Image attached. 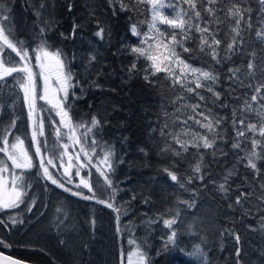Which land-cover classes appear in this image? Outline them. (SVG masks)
Instances as JSON below:
<instances>
[{
  "label": "snow or ice",
  "instance_id": "1",
  "mask_svg": "<svg viewBox=\"0 0 264 264\" xmlns=\"http://www.w3.org/2000/svg\"><path fill=\"white\" fill-rule=\"evenodd\" d=\"M21 7L30 23L18 22L14 0H0V213H6L0 229L11 233L24 225V214L33 213L43 199L35 192V179L42 193L54 187L88 202L83 235L62 205L50 225L60 245L75 249L78 242L81 254L91 250L97 213L108 210L117 240L127 236L129 250L121 244L119 264H153L149 238L157 229L162 234L156 255L186 251L188 235L197 242L187 250L192 258L187 264H213L214 248L228 253L221 256L225 264H264V0H104L86 4L85 17L73 19L68 31L59 30L55 0H23ZM65 7L72 13L73 0ZM105 8L114 18L129 13L127 31L138 38L112 53L133 57L123 69L127 78L140 75L164 91L156 121L147 124L148 140L137 147L145 158L154 151L167 161L162 176L145 182L177 190L163 211H152L154 202L143 188L122 198L126 189L117 173L127 161L116 144L103 139L108 119L84 118L77 110L88 91L104 87L101 48L113 40L112 27L98 18ZM90 25L94 31L85 41ZM77 40L87 48L58 46ZM20 107L26 110L23 134ZM118 143L123 149L129 138L122 135ZM209 196L219 208L212 228L205 230L190 210ZM133 202L149 206L140 218L143 238L130 227L133 220L123 219L135 215ZM189 215L194 218L188 220ZM256 238L261 243H252ZM12 247L0 236V249ZM34 251L46 254L43 248ZM0 264L30 262L0 250Z\"/></svg>",
  "mask_w": 264,
  "mask_h": 264
},
{
  "label": "trees",
  "instance_id": "2",
  "mask_svg": "<svg viewBox=\"0 0 264 264\" xmlns=\"http://www.w3.org/2000/svg\"><path fill=\"white\" fill-rule=\"evenodd\" d=\"M56 15L60 22L59 30L68 31L73 19L81 20L85 17L87 11L86 4L102 5L104 0H73L74 10L68 13L65 7L66 0H55ZM15 14L18 22H29L32 17L25 15L21 5L23 0H14ZM103 15L98 18L101 21H106L107 26L112 27L113 40L111 46L101 48V52L105 57L104 72L99 78L103 84L102 90L92 89L88 91L86 97L80 100L77 104V110L80 116L87 118L93 114H99L101 117L108 119L109 123L104 129L103 139L108 140L117 145V151L127 161L118 169V178L124 183L121 187L126 189L121 193L123 199L127 200L129 192L132 189L140 190L141 188L147 194H150L153 200L151 209L155 211H163V209L172 201V197L177 190L173 189L166 183L160 185H146L152 177L162 176L160 169L167 165V161L158 157L154 151H150L149 157H143L138 151V146H143L147 142V124L150 121H156V114L160 111L159 101L164 95V91L160 88L153 87L145 83L140 75L132 79L127 78V74L123 71L133 60L131 55H112L122 43L125 46L135 45L138 43V38L131 36L127 29L129 25V13H120L114 18L110 12L101 9ZM136 22L140 23L142 30H146V25H143L140 17H135ZM94 31V26L90 25L84 34V40L91 38V33ZM58 33L52 35V40L56 41ZM66 51H76L78 47L87 48V44H83L81 40H77L75 44L66 42L63 45ZM81 55L83 53H80ZM143 65L141 59L138 62ZM83 72V69H79ZM91 105V107H89ZM162 115V113H161ZM24 124L21 117L20 127ZM127 136L129 143L121 149L118 143L120 136ZM127 153V155H125ZM35 191L39 195H43L42 200H38V205L33 209V213H25L24 218L26 223L19 225L13 229L11 233H7L0 229V236H5L12 243L11 249H0L6 254L15 258H20L29 261L33 264H119V250L121 244L125 252L129 249L127 244V236L118 241L115 236V225L112 216L108 210L98 212V223L95 239L91 243V250L87 254H81L80 245L77 242L75 249L65 247L58 243L59 236L54 230L50 229V225L57 215L56 208L64 206L71 215L79 222L81 226V234H84L86 226L83 224L89 212L88 202L80 201L76 197L70 196L59 189L52 187L51 192L42 193L40 186L36 185V180L33 179ZM194 187L196 185H193ZM185 198H187L186 194ZM134 203L131 213L124 217L125 221L133 220L130 225L135 231L137 238L144 237V229L140 225V218L145 211H148L149 206ZM47 205L46 207L44 205ZM99 208L100 206H96ZM219 208L218 202L214 201L210 196L205 200L201 198L198 201L197 208L190 210L195 214V218H199L203 223L205 230L212 228V221ZM222 211V209H221ZM43 213V215H40ZM6 213H0L4 216ZM192 215L187 217L188 220L193 219ZM162 233L160 229L152 233L149 238V251L153 264H187L192 259L187 255V250L190 246L197 242L195 236L185 235L183 237L184 252L173 249L163 255H156V249L160 247L159 236ZM209 237L212 233L209 231ZM254 234H249L252 237ZM72 239V237H69ZM252 243H261L259 238L253 239ZM43 248L46 254L34 249ZM230 251V249H229ZM250 255L255 260V254L251 247H248ZM228 253L221 254L215 248L210 252L213 264H225L221 256H227ZM54 258V261H53ZM259 264V261H256Z\"/></svg>",
  "mask_w": 264,
  "mask_h": 264
},
{
  "label": "rangeland",
  "instance_id": "3",
  "mask_svg": "<svg viewBox=\"0 0 264 264\" xmlns=\"http://www.w3.org/2000/svg\"><path fill=\"white\" fill-rule=\"evenodd\" d=\"M39 104H40V105H43V101H40ZM44 107L47 108L48 106H47V105H44ZM18 111H19L21 117H22L23 120H24V124H23L22 127H21V133L23 134V132H24V130H25V128H26V124H27V121H26V110L23 109V107H20V108L18 109ZM43 115H44V116H54V113L45 112V113H43ZM47 131H48V132H51V129H48ZM51 139H52V137H49V142H50V143H51ZM27 145H28V141L26 140V146H27ZM32 182H33V181H32ZM35 192H36L37 196H40V195L38 194L39 192H37V191H35ZM186 196H187V194H186ZM37 205H38V202H37ZM128 250H129V249H128ZM128 250H127V251H128ZM127 251H126V253H127Z\"/></svg>",
  "mask_w": 264,
  "mask_h": 264
},
{
  "label": "water",
  "instance_id": "4",
  "mask_svg": "<svg viewBox=\"0 0 264 264\" xmlns=\"http://www.w3.org/2000/svg\"><path fill=\"white\" fill-rule=\"evenodd\" d=\"M6 254V253H5ZM6 255H8V254H6ZM15 258V257H14ZM30 264H33V263H30Z\"/></svg>",
  "mask_w": 264,
  "mask_h": 264
},
{
  "label": "bare ground",
  "instance_id": "5",
  "mask_svg": "<svg viewBox=\"0 0 264 264\" xmlns=\"http://www.w3.org/2000/svg\"><path fill=\"white\" fill-rule=\"evenodd\" d=\"M151 214V213H150Z\"/></svg>",
  "mask_w": 264,
  "mask_h": 264
}]
</instances>
